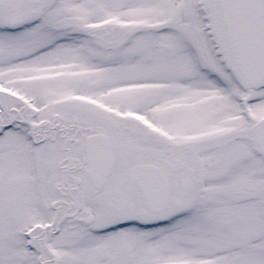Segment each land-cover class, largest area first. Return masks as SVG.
I'll list each match as a JSON object with an SVG mask.
<instances>
[{
    "label": "snow or ice",
    "instance_id": "1",
    "mask_svg": "<svg viewBox=\"0 0 264 264\" xmlns=\"http://www.w3.org/2000/svg\"><path fill=\"white\" fill-rule=\"evenodd\" d=\"M0 264H264V0H0Z\"/></svg>",
    "mask_w": 264,
    "mask_h": 264
}]
</instances>
